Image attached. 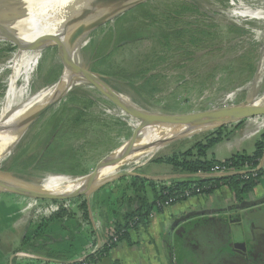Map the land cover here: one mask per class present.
<instances>
[{
	"label": "rangeland",
	"instance_id": "1",
	"mask_svg": "<svg viewBox=\"0 0 264 264\" xmlns=\"http://www.w3.org/2000/svg\"><path fill=\"white\" fill-rule=\"evenodd\" d=\"M191 1H195L199 5L200 12L187 13L183 19L195 25L206 27L207 30L213 33L209 35V39L206 38L207 41L201 42L197 47L188 49V51L193 52L191 55L180 56L177 54L174 57L169 56L165 63L156 66L155 71L162 75L160 86L163 91L153 99L144 101L122 83L114 80L110 81V86L120 95L129 99L131 103L148 111L153 110L152 112L170 113L171 110H174L176 113H185L202 111L211 107L231 103H240L247 99V97L257 98L264 93V65L261 73L259 75L257 73L262 55H264V0ZM3 2L6 1L4 0ZM164 3L165 1L163 0L155 1V4L161 5V7L164 6ZM239 4L241 7H239ZM244 10L258 13L261 17L249 18L248 16L246 17L247 14L244 17H239L234 14ZM112 21L107 22V24L100 26L87 35L86 42L77 56L78 63H82L85 66L88 65L86 46L92 37L100 35L99 31H101V28L106 29L113 23ZM228 25H233L235 30L240 28L245 33L239 35L232 28L228 30ZM148 47L149 44L145 42L130 46V48H124L113 59L118 65L122 67L129 66L131 68L132 64L136 62V55ZM17 48L18 46L15 43L12 44L0 38V110L7 104L5 95L8 90L9 77L11 75V69L6 66V63L16 52ZM243 53H249V56L252 57V62L255 63L253 76L244 67L242 69V62L239 61L240 59L238 57ZM131 60L132 63L128 65ZM58 61L56 48L53 46L44 47L41 50L40 59L37 63L38 66L36 65L32 72L27 89L22 94L15 96V104L26 100L42 87L49 84L47 81L50 76L58 73L61 69L59 68ZM80 81L83 84L80 83L73 86L59 103L36 121L37 123L35 122V125H32L33 128L31 127L32 129H29L28 133L21 140V144L19 143L20 146L15 147L16 149L14 148L9 156L0 160V169L6 170L12 166L14 168L11 171L13 175L23 174L26 177L34 179L51 175L54 173L53 170H76L78 173H88L110 151L130 137L136 126L131 123L129 114L118 105L113 104L108 97L100 93L90 83L84 80ZM20 86L21 88L23 86L22 78L15 82L16 90H19ZM77 90H85L88 92L89 96L93 99V105L91 108L85 110V116L83 118L85 121L74 128L73 132H76V134L74 136H67L66 146L61 148L62 150L68 149V154H73V158L75 156L76 161H74V158L71 160L73 163L72 166H69L68 162L65 165L55 166L56 169H52V166L38 169L36 167L37 164L32 168L31 165L45 151L41 147L36 148V145L39 140L43 141L48 136L53 120L51 118L52 113L58 111L57 109L63 105L71 106V102L68 101L67 96ZM229 94L232 97L230 99L227 98ZM247 120H251V118L245 119L237 130H242ZM233 126L234 124L229 127L232 128ZM35 135H37L36 138L34 137ZM170 144L163 147L157 154L170 153L176 146H170ZM69 145H72L71 148H68ZM26 146H28L26 154L33 155L37 158L32 164H28L25 172H20L24 166L23 162H25L27 157L26 155H22L23 157L17 158V155ZM47 154H52V151L49 150ZM76 163L78 166H76ZM133 167H139V163L132 165L128 171ZM127 168H123L122 171L127 170ZM97 190L99 188H96V190L87 195L88 200ZM17 196L25 200L24 196L0 192V238L5 239L13 234L14 240H16L18 237L23 236V234L30 238L35 233L45 238V233L51 234L52 232L48 230L49 228L46 230L44 228L50 226V222L53 221H49L51 214L58 212L56 202L31 198L34 202L33 204L25 203L27 208H29L26 212V205L21 208L20 204L15 200ZM80 198L84 199L85 197L82 195ZM35 202L37 205H35ZM70 202H73L72 199L63 200V208L68 212L75 207ZM24 216L29 217V228L26 225L22 227L21 223H23ZM174 222L175 220L172 221V224ZM53 223L55 225L57 224V222ZM198 233L197 230L194 231V234ZM14 240H12V244Z\"/></svg>",
	"mask_w": 264,
	"mask_h": 264
},
{
	"label": "trees",
	"instance_id": "2",
	"mask_svg": "<svg viewBox=\"0 0 264 264\" xmlns=\"http://www.w3.org/2000/svg\"><path fill=\"white\" fill-rule=\"evenodd\" d=\"M155 1L150 0L142 3L116 17L112 21L113 23L106 29L101 28V31H99L100 35L97 38L92 37L90 39L91 43L89 41L90 45L88 43L85 48L87 63L91 71L104 76L108 83L112 80L122 83L144 101L153 99L163 91L160 86L162 75L155 71L156 66L165 63L169 56L174 57L177 54L180 56L191 55L193 52L188 51V49L197 47L201 42L207 41L209 35L213 33L207 30L206 27L195 25L183 19L187 13L200 12L199 5L195 1L163 0L165 1L163 7L155 4ZM231 28L235 30L233 25H228L227 29ZM235 31L239 35L245 33L240 28ZM144 41L149 44V47L136 55V62L132 64L131 68L129 66L122 67L113 59L120 50L145 43ZM238 58L242 62V69L244 67L253 76L255 63L252 62V57L249 56V53H243ZM58 62L61 69L58 73L50 76L47 81L49 83L54 82L62 72V64L60 60ZM131 63L132 60L128 65ZM67 97L68 101L71 102V106L63 105L57 109L58 111L52 113L51 118L53 120L48 136L43 141L39 140L36 145V148L41 147L45 149L39 159L33 155L26 154L29 145L17 155V158L23 157L22 155H26L27 157L25 162H23L24 166L20 172H25L28 164H32L36 158V167L38 169L49 168L51 166L52 169H56L55 166L65 165L68 162L69 166L73 165L71 160L75 156L73 158V154H68V149L62 150L61 148L66 146V137L74 136L76 134V132H73L74 128L85 121L83 120L85 110L92 107L93 99L85 90L73 91ZM171 112L176 111L171 110ZM243 122L244 120L235 123L232 128L229 127L232 124L224 125L196 134L190 138L178 140L170 144V146L176 145L170 153L157 154L149 162L167 164L174 172L187 174L198 171L209 172L216 164L226 165L238 170L246 164L255 167L262 155L264 133L260 134L259 139L256 141L252 155L234 153L228 158L219 161L209 152L217 142L229 136L232 130L239 128ZM36 136L34 137L36 138ZM71 146L69 145L68 148H71ZM49 150L52 151L50 155L47 154ZM74 161H76V158ZM76 166H78L77 163ZM7 169L8 171H13L14 168L11 166ZM53 171L54 173L68 175H83L87 173H78L76 170ZM260 174L261 171L257 170L254 176L249 173L246 179L243 177V174H232L208 178H178L168 181H149L135 175L122 176L118 180H128V186L132 189L134 198H126V201H129V203L125 207H121L122 211L114 208V202L108 203L111 206V212L102 213L101 216L103 214L106 216L108 213L113 216L115 218L114 230L118 236L117 240L127 239L131 229H137L139 226H144L148 223L150 212L160 211L155 207L157 201L163 202L168 197H172L173 204H175L187 199V197L182 195L185 190L199 188L202 194H208L221 185L230 187L234 192L236 200H238L241 195L254 188ZM145 186H150L153 189L152 197L149 200L145 197H139V193L142 192ZM130 201H132L131 204ZM53 202H56L58 212L51 214L49 220H61V217L70 218L72 216L70 212L63 208V200H53ZM73 202L76 203V208L81 212L82 217L87 219L88 205L86 201L78 197ZM115 206L117 207V205ZM90 207L92 210H95V208L101 209L102 202L97 197V194L96 196L94 195L93 205L90 206L89 203ZM28 240L27 238L24 239L22 246L29 244V246L34 247L36 242ZM115 243L110 246H103L98 252L100 254L107 253ZM38 247L44 249L43 244H38ZM45 252L47 256H57L56 253L51 252L49 249H46Z\"/></svg>",
	"mask_w": 264,
	"mask_h": 264
},
{
	"label": "crops",
	"instance_id": "3",
	"mask_svg": "<svg viewBox=\"0 0 264 264\" xmlns=\"http://www.w3.org/2000/svg\"><path fill=\"white\" fill-rule=\"evenodd\" d=\"M262 133L264 117L251 118L245 122L242 130H232L229 136L217 142L209 152L219 161L235 152L252 155L255 143ZM261 165H264V147L256 167ZM134 172L149 181H168L170 178L183 177L163 163L147 162L136 167ZM128 185V180H115L99 188L88 203L93 205L94 195L97 194L102 207L95 210L90 207L91 213L88 212L87 219L82 217L76 203L70 202L75 206L70 211L72 216L50 222V226L44 230L49 228L52 233H45V238L36 233L31 238L24 234L16 240L13 234L5 239L0 238V264H78L83 259L87 264H169V256L175 247L185 264H264V210H255L254 206L241 209L235 207L241 200L264 201V170H261L254 188L241 195L238 200L227 185H221L208 194L193 195L163 210L154 211L153 216L148 217L146 225L131 229L127 239L117 241L107 253L100 254V242L115 231V218L109 214L111 206L108 203L114 202V208L122 211L121 207L129 203L126 198H134ZM152 191L150 186H145L139 197L149 200ZM15 200L21 208L26 205L25 200L18 196ZM229 208H232L230 214L240 215L239 219H234L236 223L229 222L232 215L226 218ZM28 209L26 205L25 211ZM105 212L109 213L101 216ZM28 218L23 217L22 227L26 225L29 228ZM174 220L180 221L178 234L170 230ZM188 222L191 224L188 225ZM194 230L199 233L194 234ZM26 238L36 242L35 246H22ZM234 242L243 244L244 249H240V252L233 250L231 246ZM37 243L43 244L44 249L39 248ZM46 249L57 256H47Z\"/></svg>",
	"mask_w": 264,
	"mask_h": 264
},
{
	"label": "water",
	"instance_id": "4",
	"mask_svg": "<svg viewBox=\"0 0 264 264\" xmlns=\"http://www.w3.org/2000/svg\"><path fill=\"white\" fill-rule=\"evenodd\" d=\"M4 0H0V4L9 3L11 0H5L7 2H3ZM150 0H89L85 3V7L81 8L77 11L73 16H70L64 21V29H69V35L65 36L62 34H51L44 33L38 34L33 37L32 43L41 45V48L48 46H55L57 50L58 58L62 64V72L59 77L52 83L47 84L44 87L50 86L52 84H59L58 91L52 98L45 101L42 104L35 106L33 109L26 111L19 119L18 125L15 127V134H17L18 139L13 146V149L19 145L21 140L28 133L29 129L32 125L38 121L43 115H45L51 108H53L57 103H59L65 95L68 94L72 87L71 84H63L61 82L62 77L66 73L69 75L70 82L74 81L75 78L79 80H84L90 85L94 86L100 93L108 97V99L113 103L121 107V109L125 110L129 116L135 117L137 120H140V123L144 120L141 126L134 128V131L130 135V137L119 146L115 147L112 151H110L102 161L91 171L83 175H68L62 173H53L52 176H68L71 178H85L83 180V186L75 190L73 192H52L46 189H43L42 181L43 178H30L22 175H13L11 171L0 169V192H8L19 196H24L27 198L39 199V200H67V199H75L80 196H84L87 205L88 212L91 213L88 203V197L92 191L96 190V188H100L104 184L109 181L116 180L122 176L127 175H135L136 174L135 167L131 168V170H124L120 172L118 175L113 176L100 184H96V181L99 177V171L102 168L112 166L114 164L119 163L123 158L127 156V153L130 152L134 147L143 139V137L154 127H162L160 134L164 136V133H171L172 131L178 129L183 126H192L194 129L184 136L177 137L169 140H158L157 142H151L147 148L160 146L165 147L168 144L177 141L183 140L186 138H190L196 134L212 130L224 125H230L238 123L242 120L248 118H254L259 116H264V102L256 103V97L247 98L240 103L236 104H226L221 106H215L208 108L202 111L196 112H185V113H164V112H152L146 109H143L137 106L138 109L129 107L124 104L120 100V94L116 92L110 84L105 80L104 76L95 73L89 69V65L85 66L78 63L77 56L80 50H75V45L80 40L92 31L98 29L100 26L106 24L109 21L114 20L116 17L125 13L126 11L142 4L148 2ZM13 2V1H12ZM1 9V8H0ZM85 35V36H84ZM64 36L66 39H64ZM0 38L8 41L10 43H15L18 47L20 45L21 39L19 35V30L15 29L14 26L4 19L0 18ZM42 87V88H44ZM41 88V89H42ZM134 104V103H133ZM144 147L143 150L147 149ZM16 149V148H15ZM153 152L149 157L145 158L139 163V166L149 162L152 158H154L157 153ZM36 161L31 165L33 168L36 165ZM182 178L188 177H198V178H208V177H217V176H227L232 174H218V173H209L198 171L196 173H180ZM176 179V178H170ZM255 207V210H260L261 212L264 210V201H254L248 202L245 200H241L238 204H236V208L241 209L244 207ZM232 208L228 209L229 218L230 212ZM260 212V213H261ZM261 215V214H260ZM229 222L234 223V219H239L240 215L237 214L230 216ZM225 218V216H224ZM92 219V218H91ZM239 221V220H238ZM179 220H176L173 224L170 225V230L174 231L175 234L179 233ZM236 223V222H235ZM191 222H188L190 225ZM182 228V227H181ZM183 230V228L181 229ZM195 231V230H194ZM180 236V234H179ZM232 249H236V251L240 252V249H244V245L241 243H232ZM176 250V247H175ZM173 252L169 256V264H185V261L179 258L176 251Z\"/></svg>",
	"mask_w": 264,
	"mask_h": 264
},
{
	"label": "bare ground",
	"instance_id": "5",
	"mask_svg": "<svg viewBox=\"0 0 264 264\" xmlns=\"http://www.w3.org/2000/svg\"><path fill=\"white\" fill-rule=\"evenodd\" d=\"M88 1L89 0H11L10 4H0V18L10 22L15 29L19 30V35L21 38L19 47L6 63V66L11 69V75L9 77L8 90L5 95V100H7V104H5L0 110V160L9 156L13 151V146L15 145L18 139L17 134H15L14 132L15 127L19 123L18 119L26 111L33 109L35 106L44 103L48 99L50 100L53 94L55 95L58 91L59 84H52L50 86L40 89L38 92L34 93L29 98L19 102L18 104H15L14 102L15 96L17 94H22L25 89H27L28 84L31 80L32 72L34 71L35 66H38L37 63L40 59L42 48L41 45L32 43L33 37L38 34L44 33H63L65 36L69 35L70 30H65L63 27L64 21L70 16H73V14H75L81 8L85 7V3H87ZM240 4L239 7H241ZM234 14L238 15L239 17H244L246 14V17L248 16L249 18L261 17L258 13L256 14L245 10L238 11ZM65 36L64 39H66ZM85 39L86 36L83 38V40H80L79 44L77 43L75 45L76 51L82 48V46L86 42ZM263 65L264 55H262V59L258 68V75L261 73ZM20 78H22L23 80V86L22 88L20 86V89L16 90L15 82ZM69 78V75H66L65 73L61 79V82L67 85L71 84L70 87L82 83L77 78H75L74 81L70 82ZM227 98H232L231 94H229ZM120 100L129 107L138 109L135 104L131 103L129 99L125 98L122 95H120ZM254 102H264V93L257 97ZM130 118L131 123L136 126L134 128L141 126L144 120H147L146 118L140 123V120H137L135 117L130 116ZM161 128L162 127L152 128L148 133H146V135L134 147V149L128 152L127 156L123 158L119 163L102 168L99 171V177L96 181V184H100L101 182H104L105 180L118 175L120 172H122L123 168L128 167V170L132 165L140 163L142 160L149 157L153 152L161 150L163 148L158 145L147 148V146L151 142H157L158 140L162 139L169 140L181 137L189 134L192 129H194V127L192 126H183L172 131L171 133H164L163 136L160 134ZM144 147H146L147 149L143 150ZM84 179V177L71 178L68 176L61 175H47L44 177V179H42V181H40V183L42 184L43 189H46L48 191L73 192L83 186L82 184ZM24 198L26 203L33 204V199L27 197Z\"/></svg>",
	"mask_w": 264,
	"mask_h": 264
},
{
	"label": "built area",
	"instance_id": "6",
	"mask_svg": "<svg viewBox=\"0 0 264 264\" xmlns=\"http://www.w3.org/2000/svg\"><path fill=\"white\" fill-rule=\"evenodd\" d=\"M257 170H264V165H261L259 167H252L249 164H246L244 167H242L241 169H235L233 167H229L226 165H219L216 164L214 165L211 170L209 171V173H220V174H243V177L246 179L248 177V174L250 173L252 176L255 175ZM201 194L200 189L199 188H194L191 190H185L184 193L182 194L185 197H191L193 195H198ZM173 204V198L172 197H168L165 201L160 202L157 201L155 207L158 208L159 210H163L167 207H169L170 205ZM36 205V202H35ZM153 212H150L149 217L153 216ZM118 236L115 233V231H113L110 236L108 238H106L102 243L100 242L99 246L103 247V246H110L111 244L117 242L118 240ZM95 250H98L97 248ZM78 264H87V261L85 259L81 260Z\"/></svg>",
	"mask_w": 264,
	"mask_h": 264
}]
</instances>
